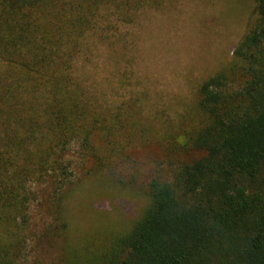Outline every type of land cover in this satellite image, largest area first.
<instances>
[{
	"label": "trees",
	"instance_id": "trees-1",
	"mask_svg": "<svg viewBox=\"0 0 264 264\" xmlns=\"http://www.w3.org/2000/svg\"><path fill=\"white\" fill-rule=\"evenodd\" d=\"M152 1H108L106 14L117 17L109 22L100 20L97 0H0V264H23L39 193L52 195L43 203L59 216L72 144L82 163L97 161L90 177L105 167L108 180L118 179L115 161L130 150V67L116 60V82L87 86L77 64L98 28L99 42L130 44V25ZM251 1L231 60L197 87L199 122L162 149L178 164L149 180L143 214L95 263L264 264V0ZM111 30L123 36L109 41ZM103 86L120 101L108 102Z\"/></svg>",
	"mask_w": 264,
	"mask_h": 264
},
{
	"label": "rangeland",
	"instance_id": "rangeland-1",
	"mask_svg": "<svg viewBox=\"0 0 264 264\" xmlns=\"http://www.w3.org/2000/svg\"><path fill=\"white\" fill-rule=\"evenodd\" d=\"M108 1L112 0H97V9L100 20L111 22L117 17L106 14L114 7L106 6ZM148 4L130 25V36L125 37L130 44L99 42L98 28L86 35H92L86 37L88 51L77 64L87 86L114 83L113 67H130V150L124 151L126 160L119 156L115 161L118 179L108 180L105 167L90 177L97 161L89 158L82 163L72 144L65 156L72 163L67 175L71 183L62 190L59 216L54 206L43 203L52 195L41 197V192L30 203L31 230L21 252L23 264H97L94 257L102 256L110 241L132 228L148 205L149 180L178 164L162 155L169 136L180 134V138L199 122L197 87L229 63L254 7L251 0H153ZM104 34L109 41L123 36L113 30ZM124 51L128 55L122 62L119 57ZM120 87L114 84L115 91ZM107 91L108 102L120 101ZM161 129H168L166 140L158 138ZM98 142L99 154L106 157L104 143ZM125 161L130 163L123 165ZM35 188L34 183L29 186L31 191ZM57 223H66V230H55ZM88 253L92 261L85 263Z\"/></svg>",
	"mask_w": 264,
	"mask_h": 264
}]
</instances>
